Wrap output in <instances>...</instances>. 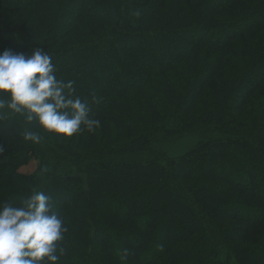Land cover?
<instances>
[{
	"label": "trees",
	"instance_id": "trees-1",
	"mask_svg": "<svg viewBox=\"0 0 264 264\" xmlns=\"http://www.w3.org/2000/svg\"><path fill=\"white\" fill-rule=\"evenodd\" d=\"M36 48L100 121L0 117V204L51 197L59 264H264V0H0V53Z\"/></svg>",
	"mask_w": 264,
	"mask_h": 264
},
{
	"label": "clouds",
	"instance_id": "clouds-1",
	"mask_svg": "<svg viewBox=\"0 0 264 264\" xmlns=\"http://www.w3.org/2000/svg\"><path fill=\"white\" fill-rule=\"evenodd\" d=\"M72 87V81L57 79L51 56L40 48L31 54L0 53V117L23 114L56 136L94 132L100 121L89 116L87 101L73 98ZM23 139L35 144L41 136L25 129ZM53 207L51 197L37 190L19 206L0 204V264H59L67 228Z\"/></svg>",
	"mask_w": 264,
	"mask_h": 264
},
{
	"label": "rangeland",
	"instance_id": "rangeland-1",
	"mask_svg": "<svg viewBox=\"0 0 264 264\" xmlns=\"http://www.w3.org/2000/svg\"><path fill=\"white\" fill-rule=\"evenodd\" d=\"M191 143L192 142L189 139L182 140L176 145V150L182 152V150L189 147L191 145ZM35 167H36V164L32 163L28 167L23 168L22 172L25 174L32 173L35 170Z\"/></svg>",
	"mask_w": 264,
	"mask_h": 264
}]
</instances>
